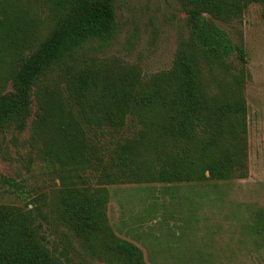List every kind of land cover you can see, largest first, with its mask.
I'll list each match as a JSON object with an SVG mask.
<instances>
[{
    "label": "trees",
    "instance_id": "1",
    "mask_svg": "<svg viewBox=\"0 0 264 264\" xmlns=\"http://www.w3.org/2000/svg\"><path fill=\"white\" fill-rule=\"evenodd\" d=\"M174 1L170 65L143 75L98 55L115 35L113 0H0V132L18 145L27 129L29 160L58 179L51 207L44 193L0 203V264H147L108 224L106 185L246 175L244 50L213 20L257 4L264 24V0Z\"/></svg>",
    "mask_w": 264,
    "mask_h": 264
},
{
    "label": "rangeland",
    "instance_id": "2",
    "mask_svg": "<svg viewBox=\"0 0 264 264\" xmlns=\"http://www.w3.org/2000/svg\"><path fill=\"white\" fill-rule=\"evenodd\" d=\"M175 6L174 0H113L115 35L98 55L136 64L143 75L167 68L182 16ZM213 21L244 50L246 175L106 185L108 224L141 249L147 264H264V241L246 228L264 227L258 223L264 212V24L257 4L239 20ZM234 56L227 60L237 66ZM27 135L24 129L15 145L9 132H0V203L21 206L44 193L51 207L58 179L41 161L29 160L22 143ZM44 234L49 246L57 242L52 232Z\"/></svg>",
    "mask_w": 264,
    "mask_h": 264
}]
</instances>
